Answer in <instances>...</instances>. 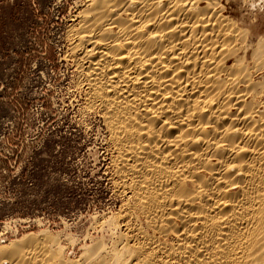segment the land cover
Returning <instances> with one entry per match:
<instances>
[{"label": "bare ground", "instance_id": "1", "mask_svg": "<svg viewBox=\"0 0 264 264\" xmlns=\"http://www.w3.org/2000/svg\"><path fill=\"white\" fill-rule=\"evenodd\" d=\"M74 4L62 61L105 134L123 232L79 255L26 235L0 264H264V32L223 0Z\"/></svg>", "mask_w": 264, "mask_h": 264}, {"label": "rangeland", "instance_id": "2", "mask_svg": "<svg viewBox=\"0 0 264 264\" xmlns=\"http://www.w3.org/2000/svg\"><path fill=\"white\" fill-rule=\"evenodd\" d=\"M77 1L0 0V246L45 232L79 255L123 232L105 134L62 61ZM225 6L264 32V0Z\"/></svg>", "mask_w": 264, "mask_h": 264}]
</instances>
